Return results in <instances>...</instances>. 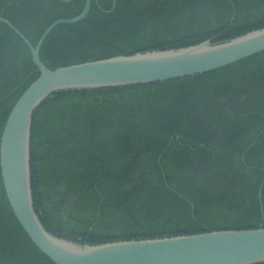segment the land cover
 <instances>
[{"label":"trees","instance_id":"obj_1","mask_svg":"<svg viewBox=\"0 0 264 264\" xmlns=\"http://www.w3.org/2000/svg\"><path fill=\"white\" fill-rule=\"evenodd\" d=\"M86 0H0L35 46ZM92 0L41 49L60 67L230 41L264 28V0ZM40 76L28 45L0 22V143ZM34 209L46 230L81 245L264 228V52L185 79L62 90L37 110ZM261 196H260V189ZM0 264H55L27 235L0 167Z\"/></svg>","mask_w":264,"mask_h":264},{"label":"water","instance_id":"obj_2","mask_svg":"<svg viewBox=\"0 0 264 264\" xmlns=\"http://www.w3.org/2000/svg\"><path fill=\"white\" fill-rule=\"evenodd\" d=\"M71 3L74 0H61ZM98 3V0H96ZM116 6L114 0L113 8ZM92 0L72 19H58L34 46L8 19L0 17L28 45L40 73L13 107L0 143V167L9 203L34 244L55 264H264V228L222 230L164 238L81 245L49 233L34 209L31 141L35 113L62 90L149 85L194 77L264 52V28L230 41L207 40L180 49L139 52L55 70L41 59V49L60 25L77 24L89 14ZM262 188L260 189L261 196Z\"/></svg>","mask_w":264,"mask_h":264}]
</instances>
